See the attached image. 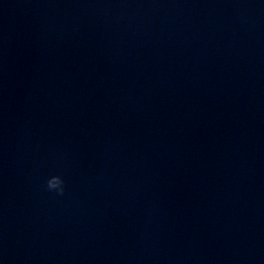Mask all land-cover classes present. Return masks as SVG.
I'll use <instances>...</instances> for the list:
<instances>
[{
	"label": "clouds",
	"instance_id": "obj_1",
	"mask_svg": "<svg viewBox=\"0 0 264 264\" xmlns=\"http://www.w3.org/2000/svg\"><path fill=\"white\" fill-rule=\"evenodd\" d=\"M64 180L59 175L51 176L46 183V188L49 191H55L58 195H63L65 191Z\"/></svg>",
	"mask_w": 264,
	"mask_h": 264
}]
</instances>
